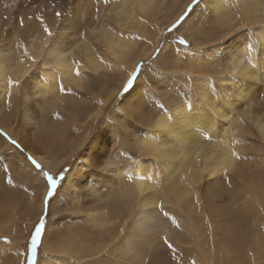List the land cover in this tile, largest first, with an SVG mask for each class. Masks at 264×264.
Segmentation results:
<instances>
[{
	"label": "bare ground",
	"instance_id": "6f19581e",
	"mask_svg": "<svg viewBox=\"0 0 264 264\" xmlns=\"http://www.w3.org/2000/svg\"><path fill=\"white\" fill-rule=\"evenodd\" d=\"M111 1L87 27L80 24L88 12L81 14L75 2L72 15L65 14L59 25H45L42 33L19 35L18 19L0 33V126L51 171L76 154L58 194L64 206L51 210L55 217L47 227L45 253L58 260L52 264H124L120 259L130 252V264H153L165 251L192 258L182 264H231L245 253L249 233H261L264 226V0H206L211 19L232 31L226 47L176 53L165 44L156 62L159 70L169 65L166 76L174 80L176 93L160 87L158 112L150 114L141 108L147 99L137 79L95 129L164 31L157 14L165 11V0ZM10 13L2 11L0 21ZM153 25L161 26L156 39L148 28ZM140 39L151 46L138 49ZM119 64L128 66V74L109 95L105 87L84 93ZM186 76L191 81L182 95L178 80ZM71 108V132L62 131L65 119L57 112ZM77 128L80 136L70 138ZM62 149L68 157L60 155ZM19 150L0 133V172L43 180ZM1 175L0 237L16 241L29 229L21 225L13 191ZM44 196L33 194L27 214L41 212ZM161 204L169 217L159 211ZM238 209L241 215L234 213ZM64 212L69 217L61 219ZM8 249L0 253L4 263L10 260Z\"/></svg>",
	"mask_w": 264,
	"mask_h": 264
},
{
	"label": "rangeland",
	"instance_id": "374dc122",
	"mask_svg": "<svg viewBox=\"0 0 264 264\" xmlns=\"http://www.w3.org/2000/svg\"><path fill=\"white\" fill-rule=\"evenodd\" d=\"M75 2L77 3L76 5H75ZM89 2L90 0H0V13L4 10L11 9L10 16H8V18H3V21H0V33L8 29L11 26V24L17 19L19 20V27H20V30L18 33L19 35L25 36L27 38L29 34H33V30H34V33L36 31L42 33L43 31L42 29H44L45 25L50 24V23L59 25L60 22L64 19L65 14L72 15V13L74 12V7H73L74 5L76 6V9H78V5H79L80 7L79 12L80 13L82 12L81 14L86 15V12H88L89 16L86 15V20L82 22V24H80V27H87V25L91 23V21L90 22L88 21L90 17L98 16L99 14L102 13L101 11L102 8L112 4L111 0H96L95 4L92 5V7L88 9L87 7H89L90 5ZM178 2H179L178 4H175L173 3V0H165L164 2L165 11L164 12L161 11L159 14H157L158 16L157 21L161 23L162 25H164V31L159 39L158 44L156 45L153 52L150 54L148 58H142L137 62L135 68L132 70V72L129 75V78L126 81L124 88L118 89L117 94L115 95V97L112 98L110 102V106L107 108L105 113L100 115L99 118L97 119L95 123L96 126L94 125L95 129H99L100 127H102L103 122L106 119L105 116L106 115L110 116L112 111L117 107V104L121 102L124 91L127 92L125 89H126V85L128 84L129 79L134 80V83L129 88L134 86L137 79L141 80V83L143 85L142 93L144 94V98L147 99V103L141 105V108L143 110L146 109L147 111H150L148 112L150 114H156L158 112V102L160 101V92H161V90H159L160 87H162L163 89L169 88V93H176V90L173 87L174 80L171 77L169 78L168 76H166L171 71L169 69V65H168L167 70H170V71H168L167 73V70L165 69L159 70L160 69L159 64L156 62L157 56L160 54L165 44L167 43H170V45L172 44L174 51L176 53H179V52L184 53L187 47L188 49H191V50H194V49L203 50L206 46H210L214 44H218L220 48L226 47V44H227L226 34L230 31V29L227 25L219 23L218 21L211 19L210 17L211 14L209 13V5L206 2V0L205 2L204 0H179ZM196 8H198V11L195 10ZM179 11H181V13ZM201 14L203 15L200 16ZM56 16L59 17L58 20L55 19ZM203 16H204V19L201 20V17L203 18ZM60 19L62 20L60 21ZM102 19H105V17L102 16ZM111 23L113 25H116L117 27V23L113 21ZM173 25H176L175 29H173ZM198 25L202 26V31L205 34H209L211 37L208 36L204 38L202 31L196 30V26ZM145 27H147V25ZM160 27H161L160 25H153L148 28L151 34H154L156 31L160 30ZM26 32L27 33L30 32V33L26 34ZM231 33L232 31L229 32V34ZM13 34L11 37L12 39L11 41L15 40L13 38ZM156 38L157 36L154 34L152 39H156ZM213 40H218L220 41V43H216ZM144 41H145L144 39H140L139 42L141 43V45H139L138 49H141L142 45L143 46L147 45L148 47L151 46V44H146ZM100 49L101 50L99 51L102 52L103 49L102 48ZM102 56L103 57L106 56L104 52L102 53ZM181 64L183 63L180 62V65ZM113 66L117 70L114 72V74L110 73L109 75H106V77L101 78L100 80L94 82L91 86L92 87L91 89L93 90L90 93H86V92L84 93L91 94L92 92L105 87L104 93L105 95L106 94L109 95L108 89L110 90L112 87L117 86L118 83L128 74V66L124 67L121 64H119L118 66L117 65H113ZM176 71H180V70L176 69ZM134 72L137 73V76L135 78H133V75H132ZM110 77H113L111 78L112 80H110ZM190 81L191 80L187 76L184 77L183 79L179 78L178 82H180V87H181L180 90H182L181 92L182 95H185L184 93L186 91V84L189 83ZM79 96L81 95L79 94ZM83 96L84 95H82L81 97ZM68 106L71 107V104H69ZM71 109H70V112H68L67 114L66 112L62 110H59L57 112V114H61V116L63 117V119H65V122H66V123L64 122L62 131H68L70 129L69 132H71L72 126L70 125V123L73 121V116H74V110L73 109L71 110ZM119 112H121L120 108L118 109V113ZM113 120H114L113 118L109 117V122H111V124L112 123L115 124V120L114 121ZM14 121L15 122H13V125L14 127H16L18 125V121L16 119H14ZM77 129L78 130L75 129V132L72 135H69L70 138H77L80 136V129L79 128ZM0 130H1L0 133L4 136V138L10 144L13 145L12 143L13 140L17 142L15 146L19 147L20 149L19 151L22 152L24 155H26L30 163H32L31 158H33V156L31 155V153H28L27 151H25L26 149L23 147L21 142H19L17 138L14 137V134L11 133L7 128L2 129L1 126H0ZM257 153L258 151H255V153H253L254 164H256L255 159L257 157ZM60 155H62L63 157L65 156L68 157L65 149L61 150ZM75 155L69 156L67 161L64 163V166H61L56 171H51L47 167H45L43 164L40 163L43 166L42 170L40 169L41 174H42L41 178L43 179L41 181L40 179L36 180L37 178L33 175H29V178H26L25 175L21 176L19 172H6V173L0 172L1 174H3V175L1 174L0 175L1 177H3L6 183V186L12 189L13 191V204L16 207V212H17L16 215L18 216L19 214L21 225L23 227L27 226L29 229L24 238H22V235H18L19 238H17L16 241H14L12 238L0 237V253L5 251V249H8L9 247L11 249V251L10 249H8V251H10L11 253L9 262L4 263L3 258L0 255V264H10V263L11 264H34V262L31 259V251H30L31 236L34 234L35 226L38 223V221L44 217H46L45 230L42 234L41 242L38 245L35 264H40L41 262H44V261L50 264H52V262L54 261L58 262V260L55 258L53 254H51V252L45 253V250H47V245L44 242L45 240L44 238L46 237L47 227L49 223L53 222V219L55 217V216L54 217L52 216L51 210L58 211L64 206L62 205L64 204V202H61L62 199L58 196V194L65 181L67 171L69 170L72 164V161L74 160ZM44 172L51 173L52 175L56 176L58 180H61L55 193L51 196V198H49L48 184H47L46 177L44 176ZM61 174H63V179H61ZM9 179L12 180L11 184L8 183ZM35 192L37 193V199L38 198L41 199V197L45 194V196L42 198L43 208L39 214L36 213L37 209L32 210L33 212L27 214L26 208L28 207L31 199L33 198V194ZM226 210L227 212L229 211L228 209H225V211ZM242 210L243 209H238L234 213L236 215L238 214L241 215L240 213H242ZM22 212L24 214H22ZM64 213H65V216L64 215L63 217L61 216L60 217L61 219L63 218L66 219L69 217L67 216L68 212H64ZM249 224L254 229V220H252V217L249 219ZM249 235H250V238L248 240V245H245V253L242 254L237 259V261H235L236 258H234V260H231L232 262V263L230 262L231 264H264V226H263V230L261 233H255V232L251 233L250 232ZM13 252L15 253V255H13ZM130 254L133 256L134 252H130L125 257L123 256L125 260L122 257V259H120L121 262L123 261L124 264L125 262L127 264L133 263L132 259L129 257L131 256ZM191 259L192 258L189 256L182 257L177 253L170 254L169 251L168 252L165 251V252H162V255L155 256L153 264H182L186 260L188 261L186 263H189ZM63 264H68V263L64 262Z\"/></svg>",
	"mask_w": 264,
	"mask_h": 264
},
{
	"label": "snow or ice",
	"instance_id": "6c2138e0",
	"mask_svg": "<svg viewBox=\"0 0 264 264\" xmlns=\"http://www.w3.org/2000/svg\"><path fill=\"white\" fill-rule=\"evenodd\" d=\"M176 28V25H173V29ZM49 34H51L49 32ZM77 74H79V68H77ZM133 78H135L137 76V73H133ZM134 83L133 79H129L128 84L126 85V91L128 90V88ZM61 91L64 90V86L63 84L60 85ZM13 145H15L17 142L15 140L12 141ZM31 162L33 163V165L38 168L41 169L43 168V166L36 161L34 158H31ZM227 171V170H225ZM44 176L46 177L47 180V184H48V192H49V198H51V196L55 193L59 183L61 180H58L56 176L52 175L51 173L48 172H44ZM61 179H63V174H61ZM8 183H12V180L9 179ZM159 211L163 214L164 217H169V212L164 211V207L161 204L159 206ZM171 220L174 224L177 223L176 218L174 216L171 217ZM45 223H46V217L41 218L38 223L35 226V230H34V234L31 236V246H30V251H31V259L32 261L36 262V257H37V249H38V245L41 242L42 239V234L45 230ZM178 226V224H177ZM164 243L167 244L169 249L173 248V245L169 242L167 237H164Z\"/></svg>",
	"mask_w": 264,
	"mask_h": 264
}]
</instances>
